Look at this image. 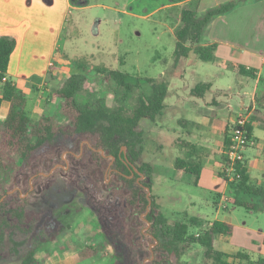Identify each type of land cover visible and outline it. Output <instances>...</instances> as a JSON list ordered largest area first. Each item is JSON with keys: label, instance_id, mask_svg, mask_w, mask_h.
<instances>
[{"label": "trees", "instance_id": "1", "mask_svg": "<svg viewBox=\"0 0 264 264\" xmlns=\"http://www.w3.org/2000/svg\"><path fill=\"white\" fill-rule=\"evenodd\" d=\"M86 1L71 0V3L82 6ZM190 1L180 6L179 25L173 33L174 63L192 56L204 63L213 62L215 45L200 44L210 23L241 5L261 0H228L201 15L198 14L199 0ZM15 45L14 37L0 36V254L6 252V244L10 243L13 235L28 236L32 233L41 219L40 214L31 209L32 196L43 195L45 191L41 190L53 186L54 178L62 175L65 182L71 185L77 186L81 182L92 192V200L97 201L95 211L99 235L112 249L111 264H168L171 257L176 260L174 264H185L181 263V259L192 246L202 249L201 264H264L262 256L253 259L240 251L226 255L214 247L217 238L224 242L229 240L233 231L231 225L217 220L204 224L187 212L180 214L181 220H169L158 211L152 195L154 168L148 163L137 164L144 141V132L138 128L142 120L156 123L163 115L168 94L166 80L131 76L119 69L94 67L93 71L100 76L102 83L112 81L123 90L117 99L118 105L107 109L102 99L79 102V95L86 93L88 86L87 69L80 64V72L71 74L55 93L60 100L59 113L64 122L50 115L33 119L27 109L26 95L7 79ZM238 73L253 77V72L243 67L238 68ZM209 87V84H199L191 90V94L199 97ZM133 95L135 104L129 109L125 102ZM246 129L250 141L249 124ZM82 141L89 142V145L84 144L79 154ZM229 143L228 127L225 149ZM66 161L70 163L68 169H65ZM222 161L224 165L225 156ZM28 162V177H34L32 189L27 178L21 181L16 178L20 166ZM57 164L62 166H58L51 175H40L41 172L47 175L49 169ZM173 168L193 175L196 185L201 169L199 164L176 158ZM236 168L240 178L232 182L226 181L223 168L221 171V177L232 190V206L261 211L257 205L242 202L237 194L260 197L264 195V187L249 182L245 159ZM107 173L110 176L108 184L105 183ZM12 190L15 191L9 194ZM133 226L141 228L133 233ZM145 228L142 232L141 229ZM190 228L196 232L191 233ZM144 242L146 249L149 244L154 245L151 252L143 249ZM13 246V252L17 253V247ZM100 246H103L102 243L94 248L80 249L77 259H94L99 256ZM17 255L18 264H40L35 250Z\"/></svg>", "mask_w": 264, "mask_h": 264}, {"label": "rangeland", "instance_id": "2", "mask_svg": "<svg viewBox=\"0 0 264 264\" xmlns=\"http://www.w3.org/2000/svg\"><path fill=\"white\" fill-rule=\"evenodd\" d=\"M170 1L172 0H88L87 5L91 6L87 10L70 11L60 45L62 48L71 46L75 49L70 51V58H74L71 61L72 73L80 72V64H83L87 69V92L79 95V102L102 99L104 106L110 109L118 105L117 99L123 94V90L116 87L112 81L106 84L102 83L100 76L93 71L94 67L119 69L131 76L163 80H166V77L173 74L174 71L175 74H179L180 69L184 70V82L174 78L170 81L172 87L176 85L178 90L165 99L167 104L177 101V96H186L184 86L187 90L188 85L196 81H206L209 79V75L216 72V68L211 63L201 61H198L195 66L180 64L175 70L170 68L174 64L175 38L167 33L163 25V18L166 16L169 20L171 31L174 33L179 25L180 6L166 8L147 19L140 18ZM209 1L205 0L201 3L199 1L198 14L204 12L203 9ZM188 3L189 1L186 2V4ZM117 9L121 13L113 11ZM122 11H131L140 17L136 15L130 17L123 14ZM74 27L78 34L70 36ZM207 37L208 29L204 32L201 42L205 41ZM163 70H166L165 76L159 75ZM224 81L229 82L231 86H236L239 83L237 75L231 73L228 78H224ZM60 87L57 86V89ZM144 90L147 91V88ZM55 93L56 91L40 93L37 96L39 107L36 109L34 108L35 101L26 91L29 99L30 117L37 119L41 115H50L64 122L65 119L59 113L60 100L55 96ZM125 104L127 108L131 109L135 104V96L128 97ZM138 129L144 132V141L137 164L148 163L153 166L152 195L158 205V211L165 217L169 220H181L180 214L187 212L190 217L199 218L204 224L215 220V218L221 221L229 219L234 225L249 226L264 232V213L235 207L229 212H221L219 209L216 217L213 197L184 179H179L173 170V161L182 156L179 154L180 151L174 148L176 126L173 123V110L170 107L164 111L156 123L142 120ZM84 144L89 145V142H80L79 154L82 153ZM243 153L248 159H251L256 153V147L247 146ZM101 155L105 157V155ZM61 157L67 160L63 155ZM29 164L30 162L20 166L21 169L17 172L16 178L19 181L27 178L31 188L34 177H28L30 175ZM65 165V169H68L70 163L66 161ZM58 166H62V164H57L49 169L47 175L44 172H41L40 175L49 176ZM105 178V183L108 184L110 182L109 173L105 175ZM54 181L53 186L41 190L45 191L43 195L32 196L31 209L38 212L41 219L36 223L30 235L15 234L11 237L10 243L6 244V252L0 254V264H18L17 254L22 255L30 250L36 251V257L40 264H49L53 259L52 255L61 257L62 251L76 252L84 247L94 248L101 243L103 246H100L99 256L79 264H111L112 249L100 238L95 211L97 201L92 200V192L86 189L81 182L77 186L65 182L62 175H58ZM14 191L12 190L9 194ZM118 195L120 196V194ZM243 197L251 200L250 197ZM4 198L5 196L2 200ZM221 203V207L224 208L226 199H222ZM221 203L219 202V204ZM140 228V226H133V233H136V230ZM146 229H141V231ZM190 232L195 233L196 230L190 228ZM13 245L17 247V253L13 252L15 249ZM145 245L144 242L143 249H146ZM153 246L149 244L146 250L151 252ZM223 248L229 249L230 247L222 244L220 249ZM202 254V249L192 246L185 252L181 263L201 264ZM174 262L176 260L171 257L168 264H174Z\"/></svg>", "mask_w": 264, "mask_h": 264}, {"label": "crops", "instance_id": "3", "mask_svg": "<svg viewBox=\"0 0 264 264\" xmlns=\"http://www.w3.org/2000/svg\"><path fill=\"white\" fill-rule=\"evenodd\" d=\"M188 1L190 0H172L142 17L131 11L122 13L147 19L166 8L181 6ZM199 1L201 3L205 0ZM226 1L228 0H210L203 10ZM87 3L88 0L81 6L73 5L71 0H0V36L16 39L9 60L7 79L25 95L26 91L31 94L30 98L35 101L36 109L39 107L37 96L40 93L57 91V86H62L73 74L71 61L74 58H70V51L75 49L71 46L62 48L60 40L70 11H85L91 6ZM113 11L121 13L118 9ZM163 25L167 33L174 36L166 16L163 18ZM207 29L208 37L200 44L215 45L214 61L209 63L216 68V72L209 75L206 81H196L188 85L187 90L184 86L186 96H177V101L168 104L164 101V111L168 107L173 110V123L176 126L174 148H177L182 156L178 158L191 160L201 168L196 185L193 175L176 171L174 168L173 170L179 179H184L213 197L217 217L219 209L221 212H229L235 208L231 204L232 190L221 177V171L222 158L225 156L226 129L239 115H247L249 119L251 131L247 146L256 147V153L251 159L244 154L248 180L257 187H264V0L248 2L237 7L230 13L216 18ZM77 34L74 27L70 36ZM198 61L192 56L174 63L170 68L175 70L180 64L195 66ZM239 67L252 71L253 77L239 74ZM166 70L161 71L159 75L165 76ZM230 73L237 75L239 79L236 86L224 81ZM184 74L185 71L180 69L179 74L174 71L166 77L169 81L166 98L178 90L175 84L172 87L170 81L174 78L184 82ZM199 84H209L210 87L201 96H193L191 90ZM27 100L29 102L28 98ZM237 195L242 202L257 205L261 208L260 212L264 213V195ZM243 196L250 197L251 200ZM224 198L227 201L222 208L221 200ZM215 220L221 221L216 218ZM222 222L231 225L233 231L227 242L220 238L215 240L214 247L217 250L226 255L240 251L246 252L253 259L264 257V232L249 226L234 225L229 219ZM222 244L230 248L220 249ZM77 253L78 251H62L61 257L52 255L53 259L49 264H79L87 261H79Z\"/></svg>", "mask_w": 264, "mask_h": 264}, {"label": "built area", "instance_id": "4", "mask_svg": "<svg viewBox=\"0 0 264 264\" xmlns=\"http://www.w3.org/2000/svg\"><path fill=\"white\" fill-rule=\"evenodd\" d=\"M247 124V115H239L229 126L230 143L224 151L226 162L223 165V173L227 182L240 178L236 166L244 160L243 151L249 143L248 131L246 129Z\"/></svg>", "mask_w": 264, "mask_h": 264}, {"label": "water", "instance_id": "5", "mask_svg": "<svg viewBox=\"0 0 264 264\" xmlns=\"http://www.w3.org/2000/svg\"><path fill=\"white\" fill-rule=\"evenodd\" d=\"M122 150H124V148H122ZM140 178H142V177H140ZM149 193V192H148Z\"/></svg>", "mask_w": 264, "mask_h": 264}]
</instances>
